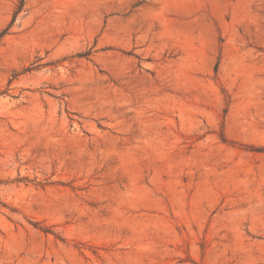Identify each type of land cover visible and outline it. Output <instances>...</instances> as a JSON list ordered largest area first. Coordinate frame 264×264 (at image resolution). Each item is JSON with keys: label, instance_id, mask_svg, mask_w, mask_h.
<instances>
[{"label": "rangeland", "instance_id": "obj_1", "mask_svg": "<svg viewBox=\"0 0 264 264\" xmlns=\"http://www.w3.org/2000/svg\"><path fill=\"white\" fill-rule=\"evenodd\" d=\"M0 264H264V0H23Z\"/></svg>", "mask_w": 264, "mask_h": 264}, {"label": "trees", "instance_id": "obj_2", "mask_svg": "<svg viewBox=\"0 0 264 264\" xmlns=\"http://www.w3.org/2000/svg\"><path fill=\"white\" fill-rule=\"evenodd\" d=\"M22 5H23V0H20V3L16 6V8H15L14 11H13L12 19H11V21H10L8 27H10V26L14 23V21H15L17 15L21 12V10H22ZM8 27L5 28V29L0 33V36H2L3 34L6 33Z\"/></svg>", "mask_w": 264, "mask_h": 264}]
</instances>
